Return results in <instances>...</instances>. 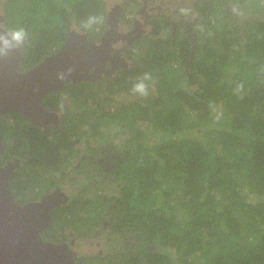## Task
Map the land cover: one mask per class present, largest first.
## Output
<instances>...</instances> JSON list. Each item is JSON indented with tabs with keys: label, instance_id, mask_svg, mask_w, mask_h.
Here are the masks:
<instances>
[{
	"label": "trees",
	"instance_id": "trees-1",
	"mask_svg": "<svg viewBox=\"0 0 264 264\" xmlns=\"http://www.w3.org/2000/svg\"><path fill=\"white\" fill-rule=\"evenodd\" d=\"M229 1L203 4L194 56L189 36L174 46L169 36L141 64L47 94L65 124L0 114V139L42 164L33 180L71 163L82 140L120 127L112 169L96 164L97 180L107 176L115 190L94 198L96 212L116 203L115 231L137 241L114 264H264V0H239L244 21L223 9ZM103 3L0 0L6 28L23 30L20 69L60 48L72 22L94 29ZM145 72L152 79L140 96L131 89ZM120 92L129 98L117 103ZM22 169L17 182L29 174Z\"/></svg>",
	"mask_w": 264,
	"mask_h": 264
},
{
	"label": "flooded vegetation",
	"instance_id": "flooded-vegetation-1",
	"mask_svg": "<svg viewBox=\"0 0 264 264\" xmlns=\"http://www.w3.org/2000/svg\"><path fill=\"white\" fill-rule=\"evenodd\" d=\"M205 1L207 0H103L105 10L103 20L94 29L79 25L77 21L72 22L68 26L65 40L70 34L80 32L86 34L91 43L105 46L99 52L91 53L95 64L91 66L89 72H101L102 76L99 79L116 75L125 68L143 63V57L148 53L147 49L160 44L163 47L169 36L173 41L172 46L176 39L184 34L189 36L193 42L191 56H194L196 40L199 37L196 26L203 21L202 7ZM233 6L234 8L237 6L236 11ZM241 7L239 0H231L223 6V9L231 11L237 17L240 11L237 8ZM5 22L6 20L2 23L4 26ZM18 42L20 43V40ZM46 95L43 98V105L49 110L57 111L45 104ZM57 112L59 114L57 124L60 125L64 122L65 116L63 111ZM3 113L10 117L11 122L13 121L14 112L7 110ZM44 121L48 124L47 127L54 124L47 119ZM35 125L44 127L37 123ZM0 141H2L0 167L13 168L10 185L17 204L23 206L41 202L44 197L53 195L56 204L52 206L50 212L52 221L40 226L39 235L45 240L69 248L71 255L63 252L66 255L64 264H114L122 259L119 256H122L123 251L128 247L137 246V241L132 239L133 235L131 237L125 232L115 231L113 227L116 212L111 208L116 206V203L111 202L105 209L96 212L94 194L88 196L84 194V191H89L90 186L97 179V163L105 170L112 169L113 163L108 157L113 158L116 155L113 146L110 156L104 157L102 154L96 156L87 153L91 143L90 140L84 139L82 143L76 145L80 144L81 147H77V150L75 146V149L86 152L80 150L74 153L71 163L65 162L60 170L55 171V177L53 175V178L48 179L41 174L43 179L33 180L37 168L42 165L34 162L33 158L36 155L34 151L12 152L10 144L3 139ZM22 168L29 174H22L25 181L17 182L15 180ZM46 209L44 206L36 207L31 209V215L42 218ZM80 217L82 221H78ZM68 256L71 257L66 259Z\"/></svg>",
	"mask_w": 264,
	"mask_h": 264
},
{
	"label": "water",
	"instance_id": "water-1",
	"mask_svg": "<svg viewBox=\"0 0 264 264\" xmlns=\"http://www.w3.org/2000/svg\"><path fill=\"white\" fill-rule=\"evenodd\" d=\"M5 20V14L0 13V113L14 109L35 124L47 127L44 119L57 124L59 114L43 105L44 96L62 89L70 81L99 79L101 72H89L95 64L91 53L105 46L91 43L86 34H70L58 50L22 70L24 49L2 24ZM12 171L10 166L0 167V264L66 263L63 252L71 255L69 248L39 235L40 226L52 221L50 212L56 204L53 195L41 202L17 204L10 185ZM39 206L47 208L42 218L31 215V209Z\"/></svg>",
	"mask_w": 264,
	"mask_h": 264
},
{
	"label": "rangeland",
	"instance_id": "rangeland-1",
	"mask_svg": "<svg viewBox=\"0 0 264 264\" xmlns=\"http://www.w3.org/2000/svg\"><path fill=\"white\" fill-rule=\"evenodd\" d=\"M236 7L237 6H235V8ZM235 8L233 6V9H235ZM241 8H237V10L238 9L240 10L238 17H239V19L241 21H244L246 19L245 15H244V13L246 11V7L245 6H242ZM235 11H236V9H235ZM0 12L3 13V10H1ZM258 14H255V17L256 18L259 17ZM232 18H234V17L233 16L228 17V20L231 21ZM147 52H150V48L147 49ZM138 61H140V60H138ZM128 98H129V96L125 92H120V94H118L116 96V99L118 101L117 103L124 102ZM73 103L74 102L72 100L71 104L73 105ZM6 119L9 121L10 120V117L6 115ZM65 119L66 118H64V121H65ZM109 128L110 129L107 130L106 135L103 138H99L98 137V138H91L90 139V141H89L91 143L90 146H89L90 149L87 150V153L89 152V153H91L93 155L96 154V156H98L100 154H102L104 157L107 156V155L110 156V153L112 152L111 151V147L113 145L119 146L122 143V141H123V138L122 137L124 135L122 134L120 127L113 125V126H110ZM153 141H154V139H153ZM77 147L78 148L81 147L80 144L78 146H76V148ZM78 148H77V150H78ZM80 150L81 149H79V151ZM79 151H76V153L79 152ZM81 152H86V151L85 150H81ZM108 158H109V160H112L113 159L111 157H108ZM40 170L42 171V174L44 176H46V178L47 177H49V179L50 178H53L52 177L53 175L55 177V171L39 169V172H41ZM56 178H58V177H56ZM114 190H115L114 184L113 183L111 184V182L109 181V178L106 177V176H104L101 179L100 178L98 180L96 179V181L94 183H92V185L90 186L89 191L85 190L84 191V194L86 196H88L89 194L90 195H93L94 194V197L96 198V197H99V196L101 197V196H103V195H105L107 193H109L111 195L114 192ZM99 210H103V209L101 208ZM120 264H121V262H120Z\"/></svg>",
	"mask_w": 264,
	"mask_h": 264
},
{
	"label": "clouds",
	"instance_id": "clouds-1",
	"mask_svg": "<svg viewBox=\"0 0 264 264\" xmlns=\"http://www.w3.org/2000/svg\"><path fill=\"white\" fill-rule=\"evenodd\" d=\"M23 36V30L16 31L13 33V38L16 40L22 39ZM152 79V76L150 73L145 72L143 74V78L139 80V82L135 83L132 87V92L135 94H138L140 96H147L148 95V89L149 85L145 83V81H150Z\"/></svg>",
	"mask_w": 264,
	"mask_h": 264
}]
</instances>
